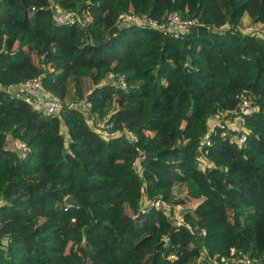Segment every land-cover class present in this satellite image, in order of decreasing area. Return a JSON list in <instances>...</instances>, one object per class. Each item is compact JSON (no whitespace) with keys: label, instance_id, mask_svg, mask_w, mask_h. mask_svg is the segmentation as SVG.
Listing matches in <instances>:
<instances>
[{"label":"trees","instance_id":"1","mask_svg":"<svg viewBox=\"0 0 264 264\" xmlns=\"http://www.w3.org/2000/svg\"><path fill=\"white\" fill-rule=\"evenodd\" d=\"M56 9L101 19L59 26ZM171 13L197 23L118 24ZM245 13L264 24V0H0V264H264V38L240 31ZM31 78L58 117L10 92ZM240 94L255 109L243 130L209 131ZM143 196L184 223L142 214Z\"/></svg>","mask_w":264,"mask_h":264},{"label":"built area","instance_id":"2","mask_svg":"<svg viewBox=\"0 0 264 264\" xmlns=\"http://www.w3.org/2000/svg\"><path fill=\"white\" fill-rule=\"evenodd\" d=\"M53 18L56 24L59 26H71L77 23L82 28H85L91 22V19L88 17V13L86 12L81 14L73 12L66 13L59 9L55 10ZM195 23H197V20L183 21L177 14L174 13L165 15L163 18V23L154 21L146 16L136 17L129 14H121L118 18L119 25H137L140 27L157 29L162 32L173 33L176 35L187 33L190 26L194 25ZM247 34H253L264 38V30L260 29L259 31H253ZM113 78L114 76L110 75L109 79ZM118 80L120 85L125 88L124 79L119 77ZM10 92L12 94H16L17 96H21L23 100L33 108V110L39 112L43 116L58 117L63 109V104L60 100L49 95L43 90L42 82L39 78L28 79L18 86L11 88ZM81 106L83 110L91 108V104L88 105L82 103ZM254 111L255 109L251 100L245 94H240L237 96V105L235 110L213 114L207 120V126L211 132L218 128L225 127L234 132H241L245 124V117L250 116ZM87 123L92 127V130L104 140L117 138L120 135V133L111 131V124L101 120L99 121L96 119V117H88V114ZM125 134L130 140L134 139V136L131 133L125 132ZM222 136H225V133H222ZM239 141L238 135H234L230 139L231 143H238ZM200 144L202 146L209 145L208 134L202 138ZM10 146L19 153L21 158H25L27 147L24 143L19 141H11ZM139 211L142 214H148L150 211L162 212L167 218L169 217L176 226L184 223L183 218L178 216L176 213L170 214V212H172L170 206L165 201H163L160 196L156 199H149L146 196H143L139 202ZM187 225L190 226L189 224ZM202 234H204V232H202ZM169 259H171V257ZM239 262L249 263L247 258L242 254H240Z\"/></svg>","mask_w":264,"mask_h":264},{"label":"rangeland","instance_id":"3","mask_svg":"<svg viewBox=\"0 0 264 264\" xmlns=\"http://www.w3.org/2000/svg\"><path fill=\"white\" fill-rule=\"evenodd\" d=\"M251 16H252L251 13H245V15L242 18L241 24L239 26L240 31L247 34V33L253 32V31H259V29L260 30H264V26H263L264 24H260V23H255L254 24L251 21ZM88 17L91 19V22H93V20L100 21V19H101V15H100V13L98 11L97 12L88 13ZM260 32H262V31H260ZM113 109H114V106L111 105L108 108V114H110L113 111ZM10 145H11V143H10V140H9L6 143V147H11Z\"/></svg>","mask_w":264,"mask_h":264},{"label":"water","instance_id":"4","mask_svg":"<svg viewBox=\"0 0 264 264\" xmlns=\"http://www.w3.org/2000/svg\"><path fill=\"white\" fill-rule=\"evenodd\" d=\"M66 204L68 205H73V206H80V203L78 201H76L75 199H73L72 197H67L65 199Z\"/></svg>","mask_w":264,"mask_h":264}]
</instances>
